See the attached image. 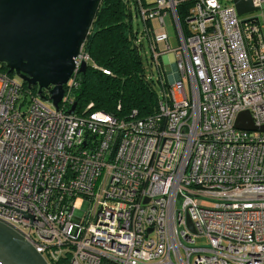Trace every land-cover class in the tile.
Returning a JSON list of instances; mask_svg holds the SVG:
<instances>
[{
  "label": "built area",
  "instance_id": "obj_1",
  "mask_svg": "<svg viewBox=\"0 0 264 264\" xmlns=\"http://www.w3.org/2000/svg\"><path fill=\"white\" fill-rule=\"evenodd\" d=\"M135 1L171 64L155 112L69 113L83 45L57 106L52 84L0 70V222L48 264H264V130L236 126L242 110L264 124L260 18L233 0ZM167 13L176 47L151 28Z\"/></svg>",
  "mask_w": 264,
  "mask_h": 264
},
{
  "label": "water",
  "instance_id": "obj_2",
  "mask_svg": "<svg viewBox=\"0 0 264 264\" xmlns=\"http://www.w3.org/2000/svg\"><path fill=\"white\" fill-rule=\"evenodd\" d=\"M237 12L254 9L251 0H233ZM101 0H0V63L37 92L49 86L55 106L75 67V57L86 39ZM84 59L80 70L84 71ZM74 101L68 112L75 111ZM236 126L264 130L249 110L237 114ZM187 223L193 225L189 216ZM2 264H48L44 256L22 235L0 222Z\"/></svg>",
  "mask_w": 264,
  "mask_h": 264
},
{
  "label": "trees",
  "instance_id": "obj_3",
  "mask_svg": "<svg viewBox=\"0 0 264 264\" xmlns=\"http://www.w3.org/2000/svg\"><path fill=\"white\" fill-rule=\"evenodd\" d=\"M189 4L186 1L177 7L181 22L185 21ZM133 13L137 14L135 0H101L82 44L87 65L73 92L77 111L100 109L122 117L132 109L139 115L157 110L158 89L155 79L146 71L142 45L136 41L138 31L133 27ZM7 69L0 63V70L7 72Z\"/></svg>",
  "mask_w": 264,
  "mask_h": 264
},
{
  "label": "rangeland",
  "instance_id": "obj_4",
  "mask_svg": "<svg viewBox=\"0 0 264 264\" xmlns=\"http://www.w3.org/2000/svg\"><path fill=\"white\" fill-rule=\"evenodd\" d=\"M148 1H152V0H148ZM223 3H225V0H223ZM253 16H259L260 22L262 24L261 30L264 36V13H262L259 9H255V10H251L249 12H244L240 14L241 18H245V17L247 18V17H253ZM164 18H165V27L160 26L156 18H152L151 28H152L153 34H156L162 30H166L169 36L168 42H169L170 47H176L178 45V38H177L175 26L173 24V20L169 13H167ZM133 27L137 28V31H138V36L136 37V41H138L142 45L141 46L142 56H143L144 64L146 66V71L149 74H151V76L155 79L156 87L158 89V94H161V88H160L161 84L159 82L160 80L159 81L157 80V77L159 76V73H161L163 74V78L165 79L166 76H165L164 69L165 71L170 70L171 64L167 63V64H164L163 68L162 67L159 68L162 62L164 61V58L161 59L160 57H158V60L157 61L155 60L152 49H151V44H150V38L152 35L149 36L147 34L144 22L138 13L137 14L133 13ZM163 46H164V43L162 41L157 42V47L161 48ZM10 74L13 78L21 80L20 77L16 75L15 73H10ZM82 201L83 199L79 198L77 201V205L78 206L81 205ZM205 241L206 240L204 238L197 239L198 243H202Z\"/></svg>",
  "mask_w": 264,
  "mask_h": 264
}]
</instances>
